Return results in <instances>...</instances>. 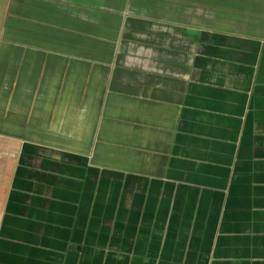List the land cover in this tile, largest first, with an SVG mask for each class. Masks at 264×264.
I'll use <instances>...</instances> for the list:
<instances>
[{
    "label": "crops",
    "instance_id": "crops-1",
    "mask_svg": "<svg viewBox=\"0 0 264 264\" xmlns=\"http://www.w3.org/2000/svg\"><path fill=\"white\" fill-rule=\"evenodd\" d=\"M3 2L0 264H264V0Z\"/></svg>",
    "mask_w": 264,
    "mask_h": 264
},
{
    "label": "rangeland",
    "instance_id": "rangeland-1",
    "mask_svg": "<svg viewBox=\"0 0 264 264\" xmlns=\"http://www.w3.org/2000/svg\"><path fill=\"white\" fill-rule=\"evenodd\" d=\"M3 3H4V2H3V0H2V2H1V6H0V12H1L2 9H3V8H2V7H3Z\"/></svg>",
    "mask_w": 264,
    "mask_h": 264
}]
</instances>
